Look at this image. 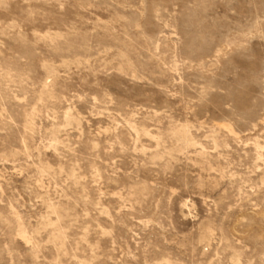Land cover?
<instances>
[{
	"label": "rangeland",
	"instance_id": "1",
	"mask_svg": "<svg viewBox=\"0 0 264 264\" xmlns=\"http://www.w3.org/2000/svg\"><path fill=\"white\" fill-rule=\"evenodd\" d=\"M0 264H264V0H0Z\"/></svg>",
	"mask_w": 264,
	"mask_h": 264
}]
</instances>
